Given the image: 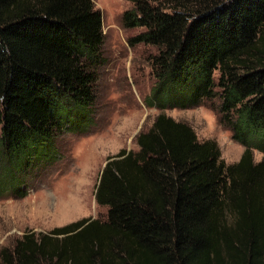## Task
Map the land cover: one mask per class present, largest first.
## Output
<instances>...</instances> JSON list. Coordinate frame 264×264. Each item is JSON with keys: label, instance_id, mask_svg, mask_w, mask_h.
<instances>
[{"label": "trees", "instance_id": "trees-1", "mask_svg": "<svg viewBox=\"0 0 264 264\" xmlns=\"http://www.w3.org/2000/svg\"><path fill=\"white\" fill-rule=\"evenodd\" d=\"M126 1L122 25L142 28L128 45L156 49L145 105L185 108L218 95L241 154L225 164L215 142L159 112L135 134L136 150L107 157L94 190L103 221L23 232L0 248V264H264V0ZM102 42L92 0H0L4 172L21 157L31 165L65 120L90 108L89 63ZM9 185L1 180L0 194H16Z\"/></svg>", "mask_w": 264, "mask_h": 264}, {"label": "rangeland", "instance_id": "rangeland-1", "mask_svg": "<svg viewBox=\"0 0 264 264\" xmlns=\"http://www.w3.org/2000/svg\"><path fill=\"white\" fill-rule=\"evenodd\" d=\"M92 1L100 12L103 34L99 57L89 63L94 75L92 103L79 119L63 122L54 143L31 157V165L24 167L21 157L15 166L5 165L8 173L0 168V181L17 185L16 194L8 190L0 194V248L12 246L26 231L46 233L82 218L103 221L106 207L95 203L94 190L107 157L121 148L136 150L135 134L146 130L159 112L188 124L199 141L215 142L225 164L237 161L243 149L222 121L218 95L185 108L146 106L155 82L151 64L155 47L128 45L127 39L142 30L122 25V13L132 6L130 2ZM218 75L212 73L215 85ZM214 91L220 88L215 86ZM260 157L253 150V160Z\"/></svg>", "mask_w": 264, "mask_h": 264}]
</instances>
